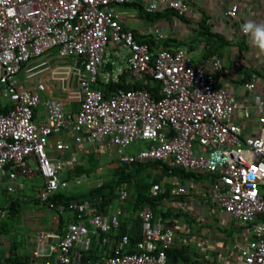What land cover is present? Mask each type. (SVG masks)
Wrapping results in <instances>:
<instances>
[{"label": "built area", "instance_id": "1", "mask_svg": "<svg viewBox=\"0 0 264 264\" xmlns=\"http://www.w3.org/2000/svg\"><path fill=\"white\" fill-rule=\"evenodd\" d=\"M128 2L0 0V98L7 101L0 105V188L13 194L27 180L40 181L34 196L40 209L21 215L33 236L29 264H184L168 259L173 231L150 204L133 208L138 178L119 188L112 208L100 194L52 200L81 185L82 177L67 175L84 144L120 164L158 161L208 175L211 200L249 236L241 264H264V113L245 134L234 121L235 98L215 77L220 58H211L206 74L185 49L161 45L158 31L152 46L138 41L118 10ZM142 9L179 17L189 11L184 0H152ZM236 15V5L224 12L229 21ZM148 79L159 83V97L143 86ZM121 83L141 87L102 90ZM243 87L251 91L254 83ZM41 107L44 117L35 118ZM137 141L144 147L127 152ZM145 183L156 198L160 184L153 177ZM41 208L48 224L41 223ZM132 217L140 224L134 242L120 233Z\"/></svg>", "mask_w": 264, "mask_h": 264}, {"label": "crops", "instance_id": "2", "mask_svg": "<svg viewBox=\"0 0 264 264\" xmlns=\"http://www.w3.org/2000/svg\"><path fill=\"white\" fill-rule=\"evenodd\" d=\"M151 1L129 0L127 4L119 6L123 26L133 31L137 38L153 43L158 31L163 36L159 42L161 45L185 49L193 64L202 66L206 74L212 73L211 58L219 57L222 70L215 77L219 85L229 87L237 102L234 121L245 134L254 131L255 116L264 113V52L250 44L240 32V25L248 19L264 22V0H184L189 7L184 17H178L171 10L145 13L142 7ZM231 5L237 6V15L236 19L229 21L224 12ZM247 82L254 83L251 91L244 90L243 85ZM50 92L60 96L58 91ZM6 103L0 98V105ZM244 111H248L251 118H243ZM44 114L45 110L41 107L36 110L35 118H43ZM61 139L68 140L65 136ZM79 150L80 154L84 151L82 147ZM95 150L96 147L89 146L87 151L97 158L99 156L95 157ZM30 180L24 182L23 190L13 193L17 195L15 199L24 198L23 193ZM156 180L161 192L156 199L146 202L155 216L161 217L163 225L173 231V242L168 250L170 261L184 264H241L239 250L249 236L239 222L227 216L211 200L208 175L194 177L159 173ZM178 188L184 190L182 195L175 193ZM13 194L0 188V248L3 247L0 249V264H29L33 236L29 230L30 222L22 219L21 215L23 212L32 214L40 208L36 203L20 204L17 222L10 225L3 218L6 213L4 209ZM139 231L140 224L136 217L124 221L120 229V233L133 239L139 237ZM117 236L118 233L112 234L111 243Z\"/></svg>", "mask_w": 264, "mask_h": 264}, {"label": "rangeland", "instance_id": "3", "mask_svg": "<svg viewBox=\"0 0 264 264\" xmlns=\"http://www.w3.org/2000/svg\"><path fill=\"white\" fill-rule=\"evenodd\" d=\"M84 151L79 156L77 167L74 171L70 172L67 176H79L82 177L83 181L81 185L78 187L72 188L68 190L65 195L72 199H81L89 196L98 185H101V191L105 192V195L109 197V201L107 202L112 208L116 204V196L119 188L125 186L128 181H119L120 174H126L130 171V165L120 164L116 159L112 156L104 154L99 148L96 147L95 151H99V157L94 158L93 155L87 151L89 145L81 146ZM144 147V143L141 141H137L130 145L127 148V152H135L139 148ZM160 166L152 164L148 168L142 170L140 172L141 176L153 177L156 179L159 176ZM38 186V179L33 178L29 181L26 191L23 193V199L18 200L15 199L17 195H10L11 199H9L10 203L6 206V211L4 215V220L7 221L10 225H14L17 222V218L21 209L20 204L30 205L34 203V196L36 193V187ZM148 187V186H147ZM147 187H141L139 190L144 192ZM43 210L44 216L41 219V223L48 224L50 214L44 208ZM69 214H64L62 219L68 217ZM2 245V243H1ZM1 247L0 249H2Z\"/></svg>", "mask_w": 264, "mask_h": 264}, {"label": "trees", "instance_id": "4", "mask_svg": "<svg viewBox=\"0 0 264 264\" xmlns=\"http://www.w3.org/2000/svg\"><path fill=\"white\" fill-rule=\"evenodd\" d=\"M175 15H177V14L175 13ZM135 38L138 41L145 42V43H147L150 46H152L154 44L150 40H141V39L137 38L136 36H135ZM143 86L152 94V96H154V97H159L160 96L159 83L157 81L152 80V79H148L146 84H144ZM139 87H141V85L139 83L130 84V85H125L124 83H121V84H117V85H114V86H103L102 90L107 92V91H114V90H116L118 88L130 89V88H139ZM152 164L159 165L160 166L159 169L161 171L160 173L164 174V175H166V174H174V175L183 174V175H186V176H194V177H196L198 175H201V174L196 175V174H193V173H189V172H186L183 169H180L178 167H175V166H172V165H169V164H165V163H162V162H158V161L131 164L129 172H127L126 174H120L119 175V181H128L127 182V184H128L130 182L131 178H138V182H136V184H135L136 197H135V203H134V206H133L134 209H137L139 205H141L142 203H144L146 201H153L154 199H156V198H149L148 197V195H147V188H148L147 186H148V184L145 183V178H147V176H145V175L141 176L140 175V172L142 170L148 168ZM157 180L154 179V181H157ZM127 184H125V185H127ZM141 187L142 188L143 187L144 188L147 187V188H146V190H144V192H141L139 190V188H141ZM101 188H102L101 185H98L96 188H94V191L87 197L100 194L103 197H105L106 201L108 202L109 201V197L105 195V192L101 191ZM65 193H62V194H59V195L55 196L52 200L54 202L77 200V199L69 198L68 196L65 195ZM84 198H86V197H84ZM81 199H83V198H81ZM136 239H138V238H136ZM136 239L135 238L134 239L130 238L131 242H134ZM167 255H168V251H167Z\"/></svg>", "mask_w": 264, "mask_h": 264}, {"label": "clouds", "instance_id": "5", "mask_svg": "<svg viewBox=\"0 0 264 264\" xmlns=\"http://www.w3.org/2000/svg\"><path fill=\"white\" fill-rule=\"evenodd\" d=\"M240 31L254 48L264 52V22L248 19L240 25Z\"/></svg>", "mask_w": 264, "mask_h": 264}]
</instances>
